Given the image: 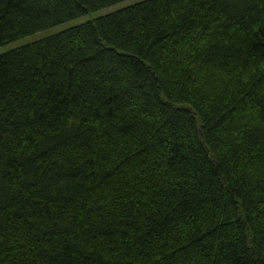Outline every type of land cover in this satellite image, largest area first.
Listing matches in <instances>:
<instances>
[{"label": "trees", "instance_id": "obj_1", "mask_svg": "<svg viewBox=\"0 0 264 264\" xmlns=\"http://www.w3.org/2000/svg\"><path fill=\"white\" fill-rule=\"evenodd\" d=\"M124 1L0 0V264H264V0Z\"/></svg>", "mask_w": 264, "mask_h": 264}, {"label": "rangeland", "instance_id": "obj_2", "mask_svg": "<svg viewBox=\"0 0 264 264\" xmlns=\"http://www.w3.org/2000/svg\"><path fill=\"white\" fill-rule=\"evenodd\" d=\"M135 1H138V0H126V1H124V2H121V3L115 4V5L109 6V7H107V8H104V9L98 11V12H95V13H93V14L87 16V17L92 18V17H94L96 14H103V13H106V12H109V11H112V10H115V9L121 7V6H124V5L130 4V3H132V2H135ZM81 20H82V19H81ZM71 22H72V21H71ZM68 24H69V23H68ZM66 26H67V25H66ZM63 27H65V26H60V27H57V28H54V29H50V30H48V31L41 32V33H39V34H37V35L28 36V37H26V38H24V39L19 40L18 42H15V43L9 44V45H7V46L1 47V48H0V51L5 50L6 48H10V47H12V46H16L18 43H24V42H27V41H30V40L36 39V38L40 37L41 35H44V34H46V33H48V32L50 33V32H53V31L59 30V29H61V28H63Z\"/></svg>", "mask_w": 264, "mask_h": 264}]
</instances>
